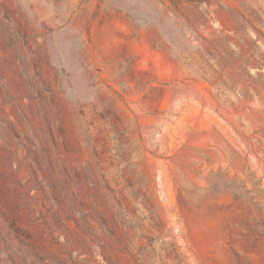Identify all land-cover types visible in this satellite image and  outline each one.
I'll return each mask as SVG.
<instances>
[{"label":"rangeland","instance_id":"obj_1","mask_svg":"<svg viewBox=\"0 0 264 264\" xmlns=\"http://www.w3.org/2000/svg\"><path fill=\"white\" fill-rule=\"evenodd\" d=\"M0 264H264V0H0Z\"/></svg>","mask_w":264,"mask_h":264}]
</instances>
